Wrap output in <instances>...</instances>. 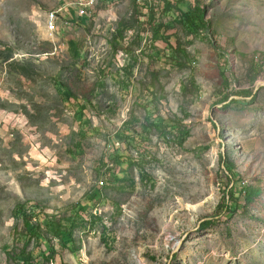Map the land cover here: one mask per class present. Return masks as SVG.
I'll return each mask as SVG.
<instances>
[{
    "label": "rangeland",
    "instance_id": "374dc122",
    "mask_svg": "<svg viewBox=\"0 0 264 264\" xmlns=\"http://www.w3.org/2000/svg\"><path fill=\"white\" fill-rule=\"evenodd\" d=\"M176 2L0 0V264H264V0Z\"/></svg>",
    "mask_w": 264,
    "mask_h": 264
},
{
    "label": "trees",
    "instance_id": "16d2710c",
    "mask_svg": "<svg viewBox=\"0 0 264 264\" xmlns=\"http://www.w3.org/2000/svg\"><path fill=\"white\" fill-rule=\"evenodd\" d=\"M176 1H177L176 2V5H177L176 7L178 8V10L181 13L180 20L184 24V26L187 29V31L190 34L199 35L201 37L204 36L206 38H209L208 34H209V30H210V21L206 17L205 7L202 6L199 2H197L196 6L194 7L193 10L185 11L183 8H181L179 0H176ZM167 4H168L169 7H173V5L171 4V1H167ZM210 42L212 43V45L216 49L218 48V45H217V43L215 41L211 40ZM172 59L176 60V62H179L178 61V57H175V55H174V57H172ZM256 95H257L256 93L253 94V99L256 98ZM84 108H85L84 105H81L80 109H78V111H77V116H78L79 121H82V119H83V115H84L83 110H84ZM146 122H147L146 125H143V129H149L150 127L156 126V122L152 119L151 115L149 117L148 116L146 117ZM176 125H177L176 121L175 120H171L170 122H168L165 125V128L168 131L172 132L173 130H175V128L179 129L178 127H176ZM124 129H126V131H125L126 133L124 132L125 135H126L129 132L130 127L125 125ZM128 135H126V137ZM129 138H131V137H129ZM224 163H225V166L228 169L230 175L232 176V178L235 179L237 173L235 171L234 165L232 163H230L229 161H227L226 159H224ZM234 185H235V183L231 187L228 186V187H225V189H224L223 197H226V195H228L230 197L228 202L225 204V210L227 212H230V211L232 212V210L234 211L235 209H233V207H232L233 203L238 204V202L241 200L240 197L236 196V193L233 190ZM243 192L245 193L244 200L245 201L250 200V198L252 196V189L248 187V188H245L243 190ZM84 204L82 206L79 204L81 210H86L87 206H89L91 204V200L88 199L87 201H85ZM30 207H32V202L31 201L30 202L26 201L25 203L18 204L16 206L15 213H18V214L23 213L24 211H26ZM95 216L97 217V215H95ZM41 217H42V214L39 213L38 218H37V222L38 223L46 222L45 226H47V227L53 225L52 220L47 219L46 215H44V220L41 219ZM206 222H209V221H206ZM31 232L36 235V240L38 242L37 248L35 250H40V252H43V251H41L42 246L46 244L44 242V237H41V235L38 234L35 231V229L32 230ZM69 238H71V232L63 234V239L64 240L69 241Z\"/></svg>",
    "mask_w": 264,
    "mask_h": 264
},
{
    "label": "built area",
    "instance_id": "2783aa9c",
    "mask_svg": "<svg viewBox=\"0 0 264 264\" xmlns=\"http://www.w3.org/2000/svg\"><path fill=\"white\" fill-rule=\"evenodd\" d=\"M98 0H83V11H75V10H71L68 6L64 7L62 9V11L65 9V16L66 19L70 21V19L73 18H80V17H89L92 15L93 9L95 8L96 4H97ZM72 11H75L72 13ZM56 17H58V20H60L61 22V18L63 15L64 18V14H62L61 12H55ZM68 23V22H67ZM101 184H104V181L101 180L100 181Z\"/></svg>",
    "mask_w": 264,
    "mask_h": 264
},
{
    "label": "bare ground",
    "instance_id": "6f19581e",
    "mask_svg": "<svg viewBox=\"0 0 264 264\" xmlns=\"http://www.w3.org/2000/svg\"><path fill=\"white\" fill-rule=\"evenodd\" d=\"M57 20H58V17H56V15L55 14H53L51 17H50V24L52 25V26H54V24L57 22Z\"/></svg>",
    "mask_w": 264,
    "mask_h": 264
}]
</instances>
